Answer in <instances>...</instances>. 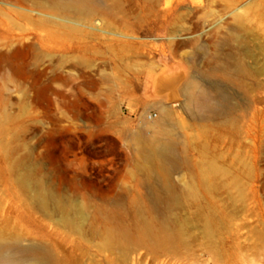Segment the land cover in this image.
I'll list each match as a JSON object with an SVG mask.
<instances>
[{"label": "rangeland", "instance_id": "1", "mask_svg": "<svg viewBox=\"0 0 264 264\" xmlns=\"http://www.w3.org/2000/svg\"><path fill=\"white\" fill-rule=\"evenodd\" d=\"M189 85L217 112L189 106ZM163 219L174 241L140 239ZM0 240L19 264L28 247L53 264H264V0L81 16L0 0Z\"/></svg>", "mask_w": 264, "mask_h": 264}, {"label": "bare ground", "instance_id": "2", "mask_svg": "<svg viewBox=\"0 0 264 264\" xmlns=\"http://www.w3.org/2000/svg\"><path fill=\"white\" fill-rule=\"evenodd\" d=\"M55 4L66 11H72L75 15L81 16L83 14H92L100 6L102 0H53ZM186 95L189 106H196L208 110L210 113H216L219 106L213 103L211 96L207 92L195 93L192 91V86L189 85L186 89ZM151 155L161 160L162 168L165 171V175L175 169L178 165V154L175 151L174 146L171 142H163L154 147ZM207 178L209 176H206ZM168 185V184H167ZM205 232L208 236L213 235L212 224L208 221L205 223ZM120 235L127 237L126 231H120ZM115 233H111L110 239L113 238ZM163 236V242H172L175 240L179 232L171 228V223L168 219H163L160 222L159 227L151 220H145L142 222L141 229L139 231L140 239L150 240L152 238ZM5 240V239H4ZM161 242V241H160ZM14 246L8 242L0 240V262L1 264H19L20 258L16 255L18 253H12L11 250ZM26 251L28 254L34 257L33 264H53L54 259L51 253H48L43 248L28 247Z\"/></svg>", "mask_w": 264, "mask_h": 264}]
</instances>
